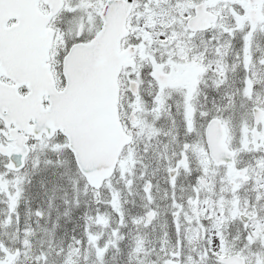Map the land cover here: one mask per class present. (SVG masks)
I'll return each instance as SVG.
<instances>
[{"label": "snow or ice", "instance_id": "1", "mask_svg": "<svg viewBox=\"0 0 264 264\" xmlns=\"http://www.w3.org/2000/svg\"><path fill=\"white\" fill-rule=\"evenodd\" d=\"M0 264H264V0H0Z\"/></svg>", "mask_w": 264, "mask_h": 264}]
</instances>
